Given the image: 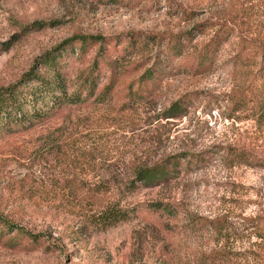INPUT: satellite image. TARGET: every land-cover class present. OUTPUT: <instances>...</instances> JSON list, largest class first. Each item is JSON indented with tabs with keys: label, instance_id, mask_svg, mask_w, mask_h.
Returning <instances> with one entry per match:
<instances>
[{
	"label": "rangeland",
	"instance_id": "1",
	"mask_svg": "<svg viewBox=\"0 0 264 264\" xmlns=\"http://www.w3.org/2000/svg\"><path fill=\"white\" fill-rule=\"evenodd\" d=\"M215 23L232 34L211 68L187 71L193 64L187 55L211 40ZM183 33L191 37L183 57L161 53L169 37ZM76 35L106 41L88 40L83 48ZM248 39L264 42V0H0V88L37 69L45 56L56 57L70 81L99 62L93 90L80 88L83 102L29 128L0 130V214L36 235L0 226V264H213L215 237L193 229L192 220L224 211L231 236L230 259L222 264H254L252 251L263 259L264 239L249 235L242 217L258 214L264 225V167H229L214 156L152 187L133 176L136 166L229 143L264 160V122L225 102L228 93L258 84L254 51L237 56ZM121 57L111 83L110 63ZM157 61L161 83L144 88L139 78ZM183 96L193 103L186 114L163 118ZM156 203L177 213L154 211ZM110 208L124 218L108 225Z\"/></svg>",
	"mask_w": 264,
	"mask_h": 264
},
{
	"label": "trees",
	"instance_id": "2",
	"mask_svg": "<svg viewBox=\"0 0 264 264\" xmlns=\"http://www.w3.org/2000/svg\"><path fill=\"white\" fill-rule=\"evenodd\" d=\"M215 24L218 25V28L211 37V40L204 44L199 50L193 51L187 55L191 58L186 61L193 63L187 71L189 70L193 74H198L211 68L214 64L217 49L227 40V37L232 34V29L227 28L224 23ZM196 29L199 30L198 33H202V29L198 27H196ZM74 38L80 41L83 48H86L88 40L89 42L101 40L102 43L106 41L101 36L93 35H76ZM182 39H186V41L182 42ZM242 41H245L246 45H243L244 47L239 50L237 56L247 51V48L254 51L257 60H259V67L257 69V74L259 75L258 84L255 87H248L245 91L240 93H228L225 96V102L228 103L232 112L235 110L249 112L250 115L247 118L259 125L264 122V42L254 39ZM65 42L71 43L72 39H68ZM190 42L191 37L189 33L172 35L169 37L165 47L161 49V53H170L174 57H183L186 54L185 50L190 46ZM248 44H251L253 48L247 46ZM96 56L99 58L104 56L101 45ZM123 59L124 58L121 57L110 63L113 73V78H110L111 83L114 79L113 64L117 65L119 60ZM157 60H159V58ZM98 63L97 59H95L92 67L83 78L78 75L74 80L70 81L66 74L58 69L56 57L45 56L41 63L37 65V69L28 70L19 81L0 88V130L8 133L29 128L35 123L48 118L55 110H58L66 104L83 102L86 97L80 96V88L82 86H87L86 89L93 90L97 80L94 70L97 68ZM160 63L158 61L155 62L141 74L139 78L140 85L143 84L144 88H150V85L159 86L162 77L159 67L161 65ZM70 82L75 83L77 88H79L71 90L69 87ZM138 89L139 87L136 92ZM109 90L110 87L108 85L105 86L99 97L103 98L106 96ZM152 90L147 89L146 95H151ZM191 100L192 99L183 96L172 101L170 105L162 111V117L168 119L185 115L187 109L193 106ZM214 156H217L220 162H224L229 167L239 163L248 166L257 165L264 167L263 159L256 157L252 152L242 147L234 146L229 143L218 145L217 150L214 152L209 149H202L194 153L187 151L178 152L151 165L136 166L133 170V176L140 186L152 187L167 183L181 172L188 173L191 169L202 168L211 162V160H214ZM152 209L163 215L174 216L177 213V210L172 206L163 203L153 204ZM124 214V212H119L116 209L110 208L104 212V220H107L108 225H111L123 219L125 216ZM242 220L246 226L245 228L249 229V235L254 236L258 241L264 239V225L258 214L244 216ZM229 225L227 211L220 212L211 218L204 217L200 221L192 220L193 229H206L215 237L216 246L211 250L208 257L209 261L213 264H222L230 259V255H227V252H225L226 245H228L231 236ZM0 226L6 229L15 228L18 233L34 240L36 239V235L21 226L13 225L7 217L1 214ZM232 255H235L236 258L238 254L232 253ZM250 255L253 257L254 264H264V258L257 259L254 251H252Z\"/></svg>",
	"mask_w": 264,
	"mask_h": 264
}]
</instances>
